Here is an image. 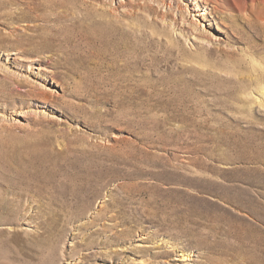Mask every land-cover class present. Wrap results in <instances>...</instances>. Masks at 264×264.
I'll return each mask as SVG.
<instances>
[{
  "label": "rangeland",
  "instance_id": "1",
  "mask_svg": "<svg viewBox=\"0 0 264 264\" xmlns=\"http://www.w3.org/2000/svg\"><path fill=\"white\" fill-rule=\"evenodd\" d=\"M65 1L0 0V264H264V0Z\"/></svg>",
  "mask_w": 264,
  "mask_h": 264
},
{
  "label": "bare ground",
  "instance_id": "2",
  "mask_svg": "<svg viewBox=\"0 0 264 264\" xmlns=\"http://www.w3.org/2000/svg\"><path fill=\"white\" fill-rule=\"evenodd\" d=\"M40 1H41L42 5H45L47 7H50L54 3L57 2V0H40ZM225 1L226 0H214V3H215L214 7L219 8V6L223 5L222 3ZM60 4L62 6L71 5V3L69 1H65V0H62V3H60ZM104 7H106L103 9L106 14L109 15L110 13H113V9L110 8V6L105 5ZM115 28H116L115 25L109 24L108 29L106 28V30L108 32H111V31H114ZM65 32L69 34V30L66 29ZM52 34H54V33L50 30L45 29L43 31V36L46 39H49ZM124 38L125 37H122L120 39L123 40ZM120 39H118V40H120ZM119 43H120L119 41L114 42V48L115 49H118ZM121 56H122V54H121ZM133 73H134V71L129 70V72L127 74H122L121 70H119L118 72L115 73V80L119 84H122L123 82L129 83V81L132 78ZM150 194L152 196L150 198H147L144 201V207H145L146 213L149 217V222L155 221L157 216L161 215L163 228L167 229L166 220L173 223V225H171L169 228L170 230L167 229V231L171 235L170 239H172L171 240L172 242L166 241L162 244H167L170 247V250L168 248H166V250L173 251L174 253H176V252L178 253L175 260L186 261V260L191 258L190 257L191 253H189L191 251L188 252L185 249V244L181 245L180 242H177L178 239H180V238L175 234V232L182 234L183 236H190V235H197V234H205L207 232H208V234L217 235L218 233H220L222 231L221 225L219 223L206 222V221H203L202 219L195 217V216H188V217L182 218L178 214V212L176 211V207H177L176 205L173 207H170V204L168 203V205H169V209H168L166 206L157 203V201L155 199V195H153L154 194L153 192H151ZM111 219L115 220L114 217H112ZM126 232L127 231H123L122 234L123 235L128 234ZM169 243H171V244H169ZM181 243H183V242H181ZM208 245L209 244H206L205 247H207ZM162 247H165V245H162ZM167 255H168V253H165L164 250L159 252V256H161V257H165ZM222 260H223L222 257L218 259V261H222ZM165 261H166V259H165ZM166 263H168V262L166 261Z\"/></svg>",
  "mask_w": 264,
  "mask_h": 264
}]
</instances>
